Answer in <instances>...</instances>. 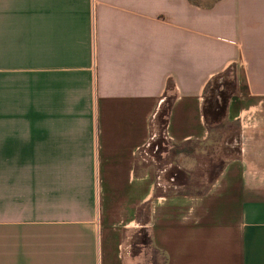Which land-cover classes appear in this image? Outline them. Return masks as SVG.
<instances>
[{"label": "crops", "instance_id": "obj_1", "mask_svg": "<svg viewBox=\"0 0 264 264\" xmlns=\"http://www.w3.org/2000/svg\"><path fill=\"white\" fill-rule=\"evenodd\" d=\"M229 66L234 155L164 190L156 110L174 144L205 139ZM155 261L264 264V0H0V264Z\"/></svg>", "mask_w": 264, "mask_h": 264}, {"label": "rangeland", "instance_id": "obj_2", "mask_svg": "<svg viewBox=\"0 0 264 264\" xmlns=\"http://www.w3.org/2000/svg\"><path fill=\"white\" fill-rule=\"evenodd\" d=\"M190 1L200 8L209 9L218 0ZM156 124L158 128L161 126L159 121H157ZM160 129L162 130L161 132L159 130L160 134L157 133L156 128L152 131L154 133L146 147V152H150L154 161H156V165L159 166L158 169H161L157 175L159 176L160 184L166 191L191 194L202 190L208 184L210 172L205 169L204 164H201V157H204L206 152H208V156H210L211 153H215L222 158H227L234 154V152L230 150L232 146H228L221 142L214 143L212 147L208 144L202 149L200 148L203 146H198L189 142L174 144L165 136L164 128L161 127ZM157 138L160 139V142L158 145L157 143L153 145L154 140ZM209 147L211 148V153L209 150L206 151ZM170 164H172L171 167H169ZM173 165L177 167L175 170L172 168ZM216 167L215 165L214 168ZM171 170H173L172 173H170ZM182 173H184L187 178L183 177L184 175ZM183 181H185L183 184H179ZM154 264H158L157 261H155Z\"/></svg>", "mask_w": 264, "mask_h": 264}, {"label": "trees", "instance_id": "obj_3", "mask_svg": "<svg viewBox=\"0 0 264 264\" xmlns=\"http://www.w3.org/2000/svg\"><path fill=\"white\" fill-rule=\"evenodd\" d=\"M235 77L233 67L229 66L221 72L214 74L206 83L203 89V104H202V115L207 127V137L202 140L195 141V145L203 146L200 149L207 146L208 142H221L225 139L227 143H232L234 141V134L236 132V125L234 121H229L225 117V108L227 100L235 90ZM170 97L165 96L161 102L159 108L156 110L154 119L155 123L159 121L161 126L158 128L156 124L157 133L160 134L162 131L160 128L163 127L167 120V110L169 107ZM160 130V132H159ZM162 136V135H161ZM222 140V141H221ZM160 142L157 138L154 140L153 145ZM234 147V146H233ZM230 150H233L234 148ZM211 153V148L209 147L206 151ZM204 151V149H203ZM234 155V154H232ZM201 164H204L205 169L210 172L208 178V184L216 177L226 160H212L208 156V152L205 153L204 157H201ZM206 159V161H205ZM215 165L217 166L216 168ZM174 170L176 168H173ZM171 170L170 173H172ZM169 173V174H170ZM175 173V171H174ZM184 175V173H182ZM187 178L185 175L183 176ZM185 181L180 182L183 184ZM178 184V182H177ZM207 185L202 189L204 190Z\"/></svg>", "mask_w": 264, "mask_h": 264}]
</instances>
